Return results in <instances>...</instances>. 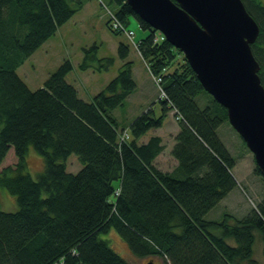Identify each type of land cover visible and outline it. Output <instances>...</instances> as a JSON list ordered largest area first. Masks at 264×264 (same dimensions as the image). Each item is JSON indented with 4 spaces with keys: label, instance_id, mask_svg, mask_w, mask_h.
<instances>
[{
    "label": "trees",
    "instance_id": "trees-1",
    "mask_svg": "<svg viewBox=\"0 0 264 264\" xmlns=\"http://www.w3.org/2000/svg\"><path fill=\"white\" fill-rule=\"evenodd\" d=\"M242 1L260 27L251 47L264 86V1ZM106 3L125 28L133 16L149 31L138 51L151 74L161 77L165 93L158 99L162 114L151 107L138 115L126 140L113 111L136 88L127 60L130 45L119 43V73L92 101L81 99L67 82L73 70L68 60L43 87L31 90L17 69L82 9L83 1L0 0V166L10 149L17 158L13 167L0 171V187L18 206L13 212L0 208V264H129L100 238L112 229L139 258L258 264L254 248L258 235L264 240V194L245 215L207 217L239 187L236 158L218 134L229 122L227 109L205 91L179 49L166 39L155 41L157 30L126 0ZM98 51L96 44L84 48L80 69L105 71L114 64L113 58H99ZM171 110L180 124L172 150L178 165L164 172L154 164L164 149L161 138L142 144L139 139L161 127ZM30 147L44 160L37 179L28 172ZM71 154L83 165L75 174L66 167ZM253 170L264 182L257 165Z\"/></svg>",
    "mask_w": 264,
    "mask_h": 264
},
{
    "label": "rangeland",
    "instance_id": "rangeland-1",
    "mask_svg": "<svg viewBox=\"0 0 264 264\" xmlns=\"http://www.w3.org/2000/svg\"><path fill=\"white\" fill-rule=\"evenodd\" d=\"M85 1V0H84ZM264 1V0H263ZM101 12L98 8V13L84 21H78L80 16L60 26L54 36L50 39L52 46L44 45L40 47L32 56L17 69L19 76L26 82L31 90H36L43 87L45 80L55 72L57 68L68 60L73 64V70L66 77L68 83L72 84L80 92L79 97L83 100L92 99V96L100 93L112 80L118 75L122 66V60L117 55L114 49L116 43L129 44L124 34L115 35L107 26L106 7L109 5L106 0H98ZM108 15V14H107ZM101 16V18H100ZM103 16L105 18H103ZM128 29L134 31V41L138 43L143 37L149 34V31L140 27L139 21L131 16ZM94 44L99 46L98 57H109L114 59V64L105 71H95L93 69L82 70L79 67L84 53V48H89ZM129 59L135 64L138 80L141 83V89L147 93L146 99L152 102L148 106L155 108V115L159 116V97L156 80L152 78L149 70L142 63V60L136 54V51L130 46ZM91 96V97H90ZM90 97V98H88ZM92 101V100H91ZM198 103L202 106L201 98H198ZM128 103L125 102L123 107H118L113 111L115 118L120 122V129L127 128V120L131 118L132 112L137 111L138 107L128 108ZM174 116V115H173ZM170 115V120H173ZM175 119V117H174ZM174 121V120H173ZM122 134H128L129 130ZM220 140L231 152V155L236 158V167L234 175L242 180L241 188H236L231 195L219 204L213 212L208 215L209 218L220 220L225 214L241 216L245 212H249L256 207L261 201L264 194V182L262 178L254 173L255 161L253 154L248 152L244 147L240 135L233 129L229 122H225L218 130ZM128 139V137H126ZM43 157L30 147L27 154L28 172L34 179L42 173L44 169ZM17 158L14 150L10 149L5 160L0 166V171L4 168L16 164ZM162 165V163H160ZM82 163L76 154H71L66 160V167L69 173H77L82 168ZM166 166V163L163 164ZM0 208L6 212H13L18 209L16 198L9 193L5 188L0 187ZM101 239L106 240L111 248L125 259L129 264H166L164 259L159 256L155 257H137L129 248L128 244L114 230H108L107 233L100 235ZM232 244L233 242L230 241ZM254 256L258 264H264V240L258 235L254 248Z\"/></svg>",
    "mask_w": 264,
    "mask_h": 264
},
{
    "label": "water",
    "instance_id": "water-1",
    "mask_svg": "<svg viewBox=\"0 0 264 264\" xmlns=\"http://www.w3.org/2000/svg\"><path fill=\"white\" fill-rule=\"evenodd\" d=\"M179 49L264 175V86L251 45L260 27L242 0H126ZM153 264V263H149Z\"/></svg>",
    "mask_w": 264,
    "mask_h": 264
},
{
    "label": "crops",
    "instance_id": "crops-1",
    "mask_svg": "<svg viewBox=\"0 0 264 264\" xmlns=\"http://www.w3.org/2000/svg\"><path fill=\"white\" fill-rule=\"evenodd\" d=\"M82 1H83L82 9L80 11H78L75 15H73L71 20H73L77 16H80V14L84 13V15H81L82 17H79V20H78V21H84V20H87L88 18L94 17L98 13V8L100 7L98 0H85V1L82 0ZM99 10L101 12V8H99ZM104 15L106 16L105 13H104ZM100 18H101V16H100ZM103 18H105V17L103 16ZM106 23H107V20H106ZM126 39H127V37H126ZM50 40L51 39H49L47 42H45L42 46H44V45L47 46V45L51 44ZM127 41L129 43V45L132 46L128 39H127ZM51 46H52V44L49 45L48 47H51ZM118 46H119V42L116 43V46H114V49L117 52V55H118ZM133 49H134V47H133ZM134 50L136 51V54L139 56V58L142 60V63L145 65V62L142 59V57L139 54V52L136 49H134ZM129 55H130V52H129ZM103 58H106V57H103ZM129 58L130 57L128 56L127 60L131 61ZM122 63H123V60H122ZM135 69H136L135 64H133V62H132V73H133V78H134V80L136 82V88L128 96V98H127V100L125 102H127L129 104L128 105L129 110H131V108H133L135 105H136L135 107H138V109H137V111L132 112L131 118H129V120H127V122H126L127 123V128L126 127L125 128L128 129V130H129V125H130V123L132 122V120L134 118H136L138 115H140L143 112H145L147 109L151 108V106H148L150 103L153 102L155 104V100L150 102V101H148V99H146L147 93L144 92V90L141 89V83L138 80L137 70H135ZM77 91H78V89H77ZM78 93L80 94L79 91H78ZM90 97H88V98H90ZM90 100H92V99H87L86 101H90ZM153 110L155 112V108H153ZM158 111H159V115L162 114L161 105H159ZM170 115L173 116V110L169 111L166 114V117L164 118V121H163V124H162L161 127L150 129L144 136H142L139 139V144H142V143L148 142V140L151 137H153V136H158V137L161 138L162 144L164 146V149L155 158L154 164H155V166L157 168H159L160 170H162L164 172H172L173 170H175V168L178 165V161L172 155V150H173V147L175 145V137H176V135L178 134V132L180 130V124H179L178 120L174 119V116H173V120L174 121L170 120V118H171ZM118 123L120 124L119 121H118ZM128 134H129V138H130L131 137L130 136V131H129ZM160 163H162V165ZM164 163H166V166H163ZM235 178H236V180H237V182L239 184L238 188H241V184L243 183L242 180L238 179L236 176H235ZM241 189L244 191L243 188H241ZM231 193L224 200H226L231 195ZM213 210L208 215H210L213 212ZM245 214H246V212L244 214H241V215H245ZM208 215H207V217H208ZM208 219L214 221L213 218H209L208 217Z\"/></svg>",
    "mask_w": 264,
    "mask_h": 264
},
{
    "label": "built area",
    "instance_id": "built-area-1",
    "mask_svg": "<svg viewBox=\"0 0 264 264\" xmlns=\"http://www.w3.org/2000/svg\"><path fill=\"white\" fill-rule=\"evenodd\" d=\"M105 9H106V14H108V18L110 20L111 27L115 30H119V31H122L123 33H125L126 36L132 41L133 45L138 49V44L133 41L134 32L125 29V27L121 23L120 19L117 18L115 13L112 10H110L109 7L105 6ZM162 39H164V37L159 33V35L156 37L155 41L162 40ZM153 79H154V81L156 80V82L158 83L157 86L159 88L158 90L161 91V98H165V93H164L162 86H161V77L154 76ZM177 119H178V117H177ZM126 137H127V134H124L122 136V139H126ZM116 193L118 194V192H116Z\"/></svg>",
    "mask_w": 264,
    "mask_h": 264
}]
</instances>
